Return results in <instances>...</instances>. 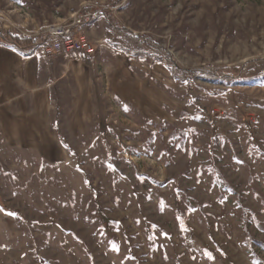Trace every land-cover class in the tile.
Listing matches in <instances>:
<instances>
[{
  "label": "rangeland",
  "instance_id": "rangeland-1",
  "mask_svg": "<svg viewBox=\"0 0 264 264\" xmlns=\"http://www.w3.org/2000/svg\"><path fill=\"white\" fill-rule=\"evenodd\" d=\"M109 1L0 0L1 31L28 35L102 3L84 35L139 76L93 77L83 122L58 78L56 162L0 132V264H264V0ZM133 37L183 69L253 62L190 89Z\"/></svg>",
  "mask_w": 264,
  "mask_h": 264
},
{
  "label": "crops",
  "instance_id": "crops-1",
  "mask_svg": "<svg viewBox=\"0 0 264 264\" xmlns=\"http://www.w3.org/2000/svg\"><path fill=\"white\" fill-rule=\"evenodd\" d=\"M84 28H90L84 33L89 40H95L93 27ZM96 48L92 56L75 51L47 56L39 48L33 55L23 57L0 44V132L6 147L40 149L43 159L58 161L52 150L59 151L61 141L51 119L55 108L52 85L58 78H74L77 93L74 112L83 122L82 116L88 114L87 103L93 95V77H107L110 72L111 77H139L134 73V61L116 54L115 49L102 45ZM126 65L133 66V72L125 69Z\"/></svg>",
  "mask_w": 264,
  "mask_h": 264
},
{
  "label": "trees",
  "instance_id": "trees-1",
  "mask_svg": "<svg viewBox=\"0 0 264 264\" xmlns=\"http://www.w3.org/2000/svg\"><path fill=\"white\" fill-rule=\"evenodd\" d=\"M117 2H119V0H110L109 4L114 5ZM118 29H121V27H118ZM44 41L45 37H41L40 43L38 45H34L31 38L28 36L21 34L9 36L8 33L5 34L0 29V44L16 50L23 57L33 55ZM128 42V44L132 45L135 49L136 55H141V57L148 55L154 57L156 60L163 58L173 77L177 80L185 82L190 89H192V82L196 78L220 79L222 77L223 80L221 81L231 84L235 82L236 79L241 78L240 76L244 72L246 66L253 62L248 61L247 64L241 66H221L219 68L220 74L192 69L189 70L176 65L172 57L167 54L158 43L148 40L147 37L146 39L144 37H133L130 38Z\"/></svg>",
  "mask_w": 264,
  "mask_h": 264
},
{
  "label": "built area",
  "instance_id": "built-area-1",
  "mask_svg": "<svg viewBox=\"0 0 264 264\" xmlns=\"http://www.w3.org/2000/svg\"><path fill=\"white\" fill-rule=\"evenodd\" d=\"M102 5L100 2H94L87 6L84 5L65 23L53 25L46 29V31H42L39 35H28L14 31H8V34L9 36L15 34L28 36L34 45H38L41 37H45V41L38 48L47 56L61 53L67 54L74 51L82 53L85 56H92L97 48L92 41H88L84 35L83 28L94 19L101 17L103 8H105Z\"/></svg>",
  "mask_w": 264,
  "mask_h": 264
}]
</instances>
